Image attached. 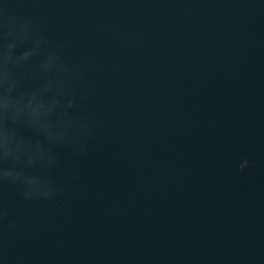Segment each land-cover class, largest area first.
<instances>
[{
  "label": "water",
  "instance_id": "95a60500",
  "mask_svg": "<svg viewBox=\"0 0 264 264\" xmlns=\"http://www.w3.org/2000/svg\"><path fill=\"white\" fill-rule=\"evenodd\" d=\"M0 264H264V0H0Z\"/></svg>",
  "mask_w": 264,
  "mask_h": 264
}]
</instances>
